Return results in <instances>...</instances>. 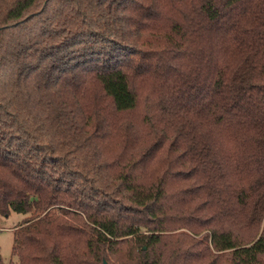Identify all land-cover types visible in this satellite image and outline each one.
<instances>
[{"label":"trees","instance_id":"obj_1","mask_svg":"<svg viewBox=\"0 0 264 264\" xmlns=\"http://www.w3.org/2000/svg\"><path fill=\"white\" fill-rule=\"evenodd\" d=\"M0 264H264V0H0Z\"/></svg>","mask_w":264,"mask_h":264},{"label":"rangeland","instance_id":"obj_2","mask_svg":"<svg viewBox=\"0 0 264 264\" xmlns=\"http://www.w3.org/2000/svg\"><path fill=\"white\" fill-rule=\"evenodd\" d=\"M24 217L23 214L11 212L7 217H2L0 219V255L5 262L15 259V257L11 255L13 239L12 227L19 223Z\"/></svg>","mask_w":264,"mask_h":264},{"label":"water","instance_id":"obj_3","mask_svg":"<svg viewBox=\"0 0 264 264\" xmlns=\"http://www.w3.org/2000/svg\"><path fill=\"white\" fill-rule=\"evenodd\" d=\"M102 264H108V262L106 260H103V263Z\"/></svg>","mask_w":264,"mask_h":264}]
</instances>
